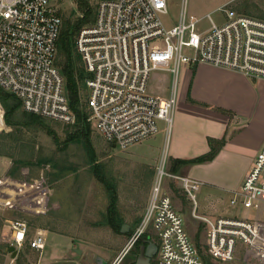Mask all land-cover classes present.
I'll use <instances>...</instances> for the list:
<instances>
[{"label":"built area","instance_id":"built-area-1","mask_svg":"<svg viewBox=\"0 0 264 264\" xmlns=\"http://www.w3.org/2000/svg\"><path fill=\"white\" fill-rule=\"evenodd\" d=\"M57 1L0 0V90L13 95L26 112L71 125L75 117L64 78L55 66L61 29ZM185 2L176 21L168 25L163 20L167 0H99L93 23L76 35L74 47L86 75L88 120L115 147L124 149L154 135L158 122L169 129L183 66L205 64L264 80V19L238 14L224 5L216 9L223 19L217 24L210 14H188ZM203 19L208 22L205 29L199 28ZM157 71L171 74L166 98L149 91ZM165 168L163 159L138 226L110 264H120L141 237L157 246L151 264H204V254L217 264L232 263L239 244L264 258V222L200 215L196 197L200 182ZM165 179L179 183L191 204V219L205 229L204 252L188 235L182 215L164 190ZM229 204L264 213V145ZM7 222L8 246L19 252L28 243L33 250H43L42 233L28 239L25 220Z\"/></svg>","mask_w":264,"mask_h":264},{"label":"rangeland","instance_id":"rangeland-1","mask_svg":"<svg viewBox=\"0 0 264 264\" xmlns=\"http://www.w3.org/2000/svg\"><path fill=\"white\" fill-rule=\"evenodd\" d=\"M87 1L95 11L99 0ZM182 1L167 0L168 14L163 19L166 24L171 25L176 21ZM224 5L243 15L264 19V0L185 2L188 14L195 17L210 14L217 24L223 19L216 9ZM56 7L61 21L80 16V12L76 10V0H58ZM207 27V20H201L199 28ZM73 51L76 53L74 43ZM170 88L169 72L157 71L152 74L149 83L151 93L166 98ZM0 108L3 117L0 121V264H16L7 250L4 251L8 239L6 220L13 218H20L28 223L30 238L38 229H42L48 236V245L42 253H35L26 245L23 246L22 264H99V256L103 257L105 264H110L125 247L140 221L133 223V230L128 236H124L105 225V214L113 210L119 217L129 215L130 218L140 220L157 166L163 159L169 162L166 146L172 122L169 129L163 122H158V130L154 135L141 144L121 149L109 145L90 120H87L89 124L84 127V133L73 124L48 119H44L38 128H14L5 124L4 109L1 105ZM136 148L139 150L134 152ZM42 159L49 161L38 164L37 160ZM16 161H25L27 165L20 166L15 164ZM148 166L151 167L148 169ZM47 173L50 174L48 177ZM45 184L53 191H46ZM176 184L177 182L169 179H165L163 183L164 190L169 191L175 206L180 209L179 201L183 197H175L177 193L182 196L180 191H170L171 185ZM42 194V200H39L38 197ZM111 200L115 203L113 209L109 208ZM47 203V214L37 216V209L43 210ZM190 207L189 203L188 212L182 216L190 228H193L196 224L190 219ZM251 213L258 214L259 219L264 222V213L254 210ZM187 217L190 218L186 220ZM190 231L194 234L195 229ZM136 243L120 264H130L131 258H135ZM242 257V254L237 255L232 263L227 264H242ZM258 263L261 264L262 261L258 262L254 258L248 260V264Z\"/></svg>","mask_w":264,"mask_h":264},{"label":"crops","instance_id":"crops-1","mask_svg":"<svg viewBox=\"0 0 264 264\" xmlns=\"http://www.w3.org/2000/svg\"><path fill=\"white\" fill-rule=\"evenodd\" d=\"M232 10L241 14L236 9ZM220 139L224 140L222 145L218 146L217 141ZM144 140L136 144H141ZM108 144L113 146L111 143ZM263 145L264 80H255L233 71L205 64L186 65L180 69L171 133L168 147L166 146L167 159H169V162H166V168L169 170L173 160L193 159L206 155L214 147L217 148L210 161L184 165L179 168L177 173H174L188 176L200 182L197 192L200 215L210 218L233 216L262 222L258 214L253 215L251 210L239 206L232 207L229 201L233 193L239 189L255 156ZM138 150L136 148L134 152ZM138 161L142 162V160ZM150 167L148 166V169ZM43 174L46 176L45 171ZM48 174L47 177L50 175ZM175 187L182 195L177 193L175 197H183L179 201L180 209L175 206L169 191L166 192L174 207L181 215H184L188 212L189 202L181 191L180 185L177 183ZM45 189L48 191L50 188L46 185ZM50 190L53 191V189ZM170 191L172 193V190ZM42 196L43 194L38 199L42 200ZM47 207L48 203L43 210L37 209L36 215H46ZM106 216L107 214H105ZM141 217L142 213L139 217L140 220ZM189 218L187 217L186 220ZM115 219L118 222L119 233L124 236H128L133 230V223L140 221L133 217L130 218L129 215L124 217L116 215ZM193 223L196 224L193 225L194 234H191L190 231L193 228H190L184 220L185 229L199 251L204 252L206 231L202 225ZM123 224L127 227L122 230ZM105 225L108 226L106 223ZM37 232L42 233L44 237L43 250L39 252L29 248L28 243L24 245L35 253H42L48 245V236L42 229H38L33 232L32 237ZM29 235L30 229L28 239H31L32 237L30 238ZM240 254L243 256L242 264H248L249 258H254L258 262L262 261L261 264H264V258H261L255 251L245 248L242 244L237 246L235 258ZM99 257V264H105L103 257Z\"/></svg>","mask_w":264,"mask_h":264},{"label":"trees","instance_id":"trees-1","mask_svg":"<svg viewBox=\"0 0 264 264\" xmlns=\"http://www.w3.org/2000/svg\"><path fill=\"white\" fill-rule=\"evenodd\" d=\"M76 10L80 12L79 17L74 19H65L61 21L60 34L56 43V55H55V66L59 69L60 73L64 78V90L68 100L69 108L75 117L73 125L84 133V127L87 126L88 117L90 116L89 107L87 104V96L85 95V73L83 70V64L79 56L73 51V43L79 30L85 25H91L95 18V11L92 5L87 0H76ZM60 16V15H59ZM60 58V59H59ZM0 105L4 109V122L6 125L14 128H38L42 125L45 118L38 115L20 110V102L11 94L0 90ZM86 135V134H84ZM224 139L217 141V145H222ZM87 144V140H85ZM211 143V142H210ZM113 145V144H112ZM89 146V144H88ZM114 146V145H113ZM86 147V146H85ZM217 148L214 147L206 155L196 157L193 159H181L173 160L170 164L169 171L177 173L179 168L184 165H190L195 163H202L210 161L216 152ZM49 160H37V163L48 162ZM15 164L27 165V162L16 161ZM172 191L177 192V188L171 185ZM114 200H111L110 209L114 207ZM116 214L114 211H109L105 217V223L116 233H119L118 222L115 219ZM140 242L137 241L135 246V252H138V246ZM8 245H4V251H6ZM21 251L17 253L15 258L16 264H22ZM134 258L130 260V264ZM204 264H217L211 260V258L204 254Z\"/></svg>","mask_w":264,"mask_h":264},{"label":"water","instance_id":"water-1","mask_svg":"<svg viewBox=\"0 0 264 264\" xmlns=\"http://www.w3.org/2000/svg\"><path fill=\"white\" fill-rule=\"evenodd\" d=\"M126 227L127 225L123 224L121 226V229L123 230ZM139 242L140 244L138 246L137 255L135 256L131 264H151V259L157 252V246L148 237H141L139 239ZM6 250L10 254L11 259L16 258L17 251L13 246L9 245ZM77 253H79L78 250Z\"/></svg>","mask_w":264,"mask_h":264}]
</instances>
